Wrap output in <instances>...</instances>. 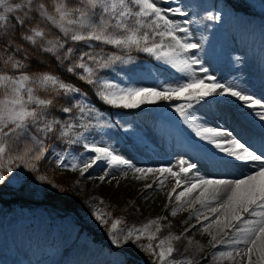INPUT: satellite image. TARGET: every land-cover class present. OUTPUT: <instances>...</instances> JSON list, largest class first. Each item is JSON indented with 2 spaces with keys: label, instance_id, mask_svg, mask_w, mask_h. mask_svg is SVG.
<instances>
[{
  "label": "snow or ice",
  "instance_id": "1",
  "mask_svg": "<svg viewBox=\"0 0 264 264\" xmlns=\"http://www.w3.org/2000/svg\"><path fill=\"white\" fill-rule=\"evenodd\" d=\"M97 9H99L98 13ZM33 12L36 14L35 17L31 15ZM169 14L187 16L180 6L162 8L159 6V0H80L77 6H69L67 0H52L51 10L46 3H34V0H19V2L0 0V54H3L0 55V63L5 68L17 70L16 74L0 72V169L5 167L2 161L8 155L11 145L24 138H30V143H25L19 154L8 156V162L11 165L13 160H18L20 161L18 167L22 165L31 172H36L38 162L45 158L49 148L45 146L40 136L32 134L30 126L35 128L36 133H41L45 137L54 133L60 121L49 120L48 110L55 105L57 97L71 98L79 95L81 99L76 100L73 107L78 110L82 119L87 114L96 120V124L92 125L91 119L86 123L60 124L59 136L68 137L73 133L75 138L68 140V143L83 142L86 151L80 156L53 152L57 166L70 168L72 171L78 170L81 177L88 174L87 179L100 181H106L111 170L123 172L125 168L136 174L135 179H144L149 174H157L154 182L160 186L170 175L175 178V187L168 193L170 200L176 189L183 186V190L175 195L176 201H181L182 198L198 191L199 195L193 202H199L202 208L217 203L216 207H211V212L215 214L211 223H206L202 232H208L212 236L208 242L211 247L228 245L232 250L217 251L213 259L235 260L236 257H240L241 261H245L246 258L245 264H264V98H256L248 94L247 90L239 85L219 82L216 76L210 75L209 70L202 66L197 56L186 55L191 50L201 48V44L191 42L189 29L181 26L180 22L170 19ZM96 15L99 16L98 20L93 19ZM36 18L39 20L34 24L33 20ZM207 18L219 20L220 16L208 12ZM12 21L15 23H11ZM40 22L54 26L67 39L64 41L59 37L48 39V32L40 26ZM183 23L188 24L191 21L185 20ZM67 40L96 41L128 52L135 49L149 54L158 61L170 64L184 74V79L176 83L161 84L158 87L128 86L102 79L97 75L98 70L111 68L117 62L130 63L133 57L116 53L105 56L101 49L99 53L82 52L77 62H72L74 49L66 47ZM25 42L28 46H35L41 54L51 55L59 66L63 67L64 62L68 61L64 71L77 75L79 80L93 86L94 94L109 107L138 109L143 105H151L159 101H177L170 106L183 124L194 133L195 137L214 149L205 158L210 167L220 163L255 165V167L250 174H243L242 178L235 180L205 177L198 172L188 179V174L197 167L195 164L180 160L176 166L178 171H174L173 166L137 167L129 159L118 154L110 144L95 140L88 142L85 132L89 131L90 127L113 125L108 124L103 114L94 106L86 103V95L73 83L46 71H24L27 67L25 61L30 64L32 59H36L37 64H40L39 58L32 56ZM89 47H91L90 43ZM61 50H64L62 55ZM194 65H200L199 69H195ZM197 72L203 75H198ZM41 90L49 95L41 96L38 94ZM225 98H232L237 102L238 110H249L243 113L244 115L259 118L262 130L259 153L251 143L236 135L234 130L198 122L200 117L193 111L197 105L212 106V101L219 103ZM73 107H63L61 111L72 113ZM220 118L225 117L221 115ZM77 127L83 131L75 132ZM100 164H103L107 170L99 177L91 176L90 169ZM6 170L8 173L14 171L11 166ZM123 174L126 176L127 172ZM36 179L42 182L48 181L45 175H39ZM5 181V174L0 171V183ZM152 187L153 184H145V189ZM59 190L64 191L63 188ZM176 214L177 209H172L171 215ZM196 214L199 215V210H196ZM92 215L102 225L110 223L107 231L111 243L118 247L127 244L130 240L138 243L142 237H146L147 243L144 248L155 257L154 264H195L189 256L178 259L173 257L172 254L176 249L172 245V240H180L181 236L170 233L160 239L158 244L152 243L161 228L157 226L155 232H150L148 229L150 225H158L159 217L149 220L140 228L128 227L126 234L121 237L117 235L125 231L120 227L124 223L121 218L109 222L107 217L111 214L95 206ZM203 219L208 221L209 218L205 216ZM213 225L218 229L217 235L223 233L219 239L217 235L209 232ZM225 229H230L231 232ZM188 231L190 229H185V232ZM191 244L189 240V245ZM241 244L244 245L243 248L239 247Z\"/></svg>",
  "mask_w": 264,
  "mask_h": 264
},
{
  "label": "rangeland",
  "instance_id": "2",
  "mask_svg": "<svg viewBox=\"0 0 264 264\" xmlns=\"http://www.w3.org/2000/svg\"><path fill=\"white\" fill-rule=\"evenodd\" d=\"M159 6L162 8L177 7L180 6L187 13V16L181 17L175 14H169V18L174 21L180 22L181 26L187 27L191 32L190 41L194 43L201 44V48L191 50L186 55H195L201 62L202 66L209 70L210 75L216 76L214 70L218 68L219 62L217 58L216 48L214 46V33L216 30L220 32L221 40H229L231 43H235V39L238 41H244L246 35L243 38H237L234 36L232 29L235 26V20L238 15L246 14L247 11L250 14H256L264 19V0H247L246 3L233 0H159ZM211 12L214 15H219V20H210L207 18V13ZM197 18L199 21L206 20L210 28L205 35H200L194 29L192 23L184 24L183 21H193L196 22ZM198 24V23H197ZM198 27V26H196ZM179 35H184L183 33H178ZM257 37H252L248 39L247 44H251L256 41ZM264 39V38H260ZM245 48V47H244ZM235 56H243V54L236 49ZM152 59L153 70L141 71L136 74L130 73L121 83L122 85L128 86H143V87H158L165 83H176L184 79V74L177 71L170 64L164 63L162 61L156 60L154 57L149 55ZM126 64V68H134L141 63L136 59H133L130 63ZM195 69H199L200 65H194ZM164 70H169L171 75L168 77L162 76ZM198 75H203L197 72ZM150 111V112H149ZM131 112V113H129ZM156 112L147 110L141 106L138 109H125L117 113V118L119 122H122L125 127L122 136L125 137L123 141H115L110 145L115 149V151L129 159L132 164L137 167H160L165 164L169 166L170 159L173 158L174 162L176 160H185V158L190 161L188 163L195 164L197 167L193 170L192 175L197 172L200 175L206 176V169L193 160L189 159L187 156L184 157L178 151L169 154L165 160L158 162L155 165L139 164L138 160L135 158V150L137 154L139 149L137 147L147 148L152 153H157L165 145V137L162 131V127L157 128L151 127L147 121L149 115ZM156 125H161L157 123ZM130 126V127H129ZM217 126V125H213ZM147 132L153 137L151 142L148 139L140 138L142 133ZM146 142L151 143L152 148L149 146H143L140 143ZM86 150L78 152L75 149H58L57 145L51 146L49 152L46 153L44 162L45 168L55 169L66 175L69 182L70 189L79 196L80 202L76 206V214L73 216L63 215L61 211L54 213L49 206H44V204H35L28 207L22 206L21 200L12 201L10 195L6 191H2L1 198L3 201L0 202V223L7 219V221L0 227V234H3L4 229L12 231L9 236H6L7 241L12 244H16L20 247L27 248L25 251H21L20 257L26 261L27 264H32L31 260L34 256H39L44 259L45 264H78L76 263V250L80 247L83 251L82 255L86 253H93L94 256L89 258V262L84 264H123L122 254L132 256V259L137 261L139 264H154L155 257L150 255L144 248V243L147 242L146 237H142L138 243H134L130 240L127 244L117 246L111 243L108 231L106 233V238L103 241H97L92 235L88 233V228H100L104 225L100 224L92 215L93 207H97L103 211L110 213L111 215L107 217L109 222L115 218H121L124 223L120 225L125 231L117 233V235L124 233L128 227L135 226L136 224L131 218V213L128 212L129 208L135 207L134 212L140 213V211L150 212L154 208L166 207L170 202H173V197L170 200L168 193L172 192L175 187V178L171 180L164 192L160 193L154 189H145V184H151V181H146V179H135L134 174L131 170L123 169V172H127L125 176L120 170H111L112 174L107 178L106 181H100L98 179H87V175L81 177L79 171H72L70 168H64L57 166L56 157L53 152L60 153H70L71 156H80L85 153ZM172 160V161H173ZM70 162V157H69ZM187 162V161H186ZM107 169L103 164H100L93 169H90V175L93 177H99ZM219 176L224 178H229L228 180L240 179V177H234L231 175L229 177V172L220 174ZM114 177V179H113ZM154 177V176H153ZM210 178H217L218 176L212 175L208 176ZM191 179V178H188ZM110 181V182H109ZM77 184L82 185L79 190L75 187ZM75 186V187H74ZM88 193H94L99 198L87 205L85 203V198ZM174 194V193H173ZM128 205L126 202H128ZM102 202V203H101ZM178 213L173 216L171 213L165 216V222L173 226V228H183L191 223L196 222V220H191L182 224L184 220H188L190 213L188 211H183V206H181ZM113 215L116 217L113 218ZM201 216V214H200ZM198 216V217H200ZM160 217H164V214H160ZM160 226V224H159ZM150 232H154L151 228L148 229ZM51 232L54 241L61 240V243L56 246L53 243H49L50 238L47 237V233ZM202 232V229H201ZM172 234V230H169V234ZM121 236V235H119ZM122 237V236H121ZM208 237V235H206ZM0 236V264H4L3 258L6 254L11 253L9 251H1L3 244ZM134 239V238H133ZM163 238L157 237L152 243L158 244L159 240ZM188 239H195L204 246V239L196 237L193 233H190L186 237ZM22 248V249H23ZM80 249V250H81ZM211 245L208 248H204L203 255L199 259L197 264H231V260L220 259L218 262L214 260H204L206 256L211 252ZM79 252V250H78ZM69 253L72 254V258L68 262L60 263L59 259L67 256ZM86 253V254H87ZM27 255H30L27 257ZM88 255V254H87ZM89 256V255H88ZM28 258H31L28 260ZM35 258V257H34Z\"/></svg>",
  "mask_w": 264,
  "mask_h": 264
},
{
  "label": "bare ground",
  "instance_id": "3",
  "mask_svg": "<svg viewBox=\"0 0 264 264\" xmlns=\"http://www.w3.org/2000/svg\"><path fill=\"white\" fill-rule=\"evenodd\" d=\"M235 23L236 24L232 29V32L237 38H243L244 35H246L243 42L238 41L237 39H235V43H231L229 40L222 41L220 32L216 30L214 33V46L216 48L218 58L217 60L219 62L218 68L214 70L216 73V77L221 83H232L239 85L241 88L246 89L248 94L253 95L256 98H264V39H260L264 38V19L257 16L256 14H250L247 11L246 14L238 15L236 17ZM252 37H257L258 39L248 45V39ZM252 45H254L256 49L254 51H248V49L252 47ZM236 49H238L243 54V56H235ZM167 72L171 74L169 70H167ZM176 102L177 101L175 100L159 101L155 104L143 105V108H146L147 110L152 109L153 111H156L155 113L151 112L153 115H150V113L149 115L147 114V116L149 117L147 123L153 128L161 126L165 137L164 141H167L165 142L162 150L157 153H152L149 150L150 148L147 149L140 146L137 147L139 149V153L137 154V151L135 150L134 155L139 164L155 165L158 162H162L163 160H165L169 154L178 151L183 154L184 157L187 156L189 159L198 163L199 166L202 165L207 172V175L205 177L216 175L218 176V179H226L219 175L229 172V175H234V177L242 178L243 174L251 173V170L255 167V165L244 166L234 163H220L215 167H210L205 158L211 152H213L214 149H212V147L206 142L201 141L198 137H195L194 133L189 128H187L186 125L183 124L178 114H176L174 109L170 106ZM193 111L197 116L200 117V120L198 122L205 123L209 126L220 125L222 127H227L234 130L236 135L251 143L253 148L259 153L262 132L260 128L259 118L244 115L243 113L249 110H238L237 102H235L232 98H225L219 103H217L216 101H212V106L206 104L197 105L193 109ZM221 115H223L225 118L221 119ZM157 123L161 125H156ZM140 138L148 139V142H151L153 140V137L150 136L147 132L142 133ZM140 144L145 147L149 146L152 148L151 143L141 142ZM170 160L171 161L169 162V165L173 166L174 171H178V168L176 166L179 160L177 161V163L176 160L174 162L173 158H171ZM185 160L187 162H190L186 158ZM159 165L158 167H160ZM163 166H165V164H163ZM111 175L112 174L110 173L109 177ZM156 175L157 174H149L145 179L148 182L152 180V189L162 193L165 191L174 177L168 175L163 185L160 186L154 182L156 180ZM193 176L194 175H192V173L188 174V178H192ZM228 179L229 178H227V180ZM81 188L85 187H82V185L80 184H77L75 187L76 190H79ZM182 190L183 186L179 189H176V192L173 194V202H170L166 207H157L150 212L140 211V213L137 214L134 212L135 207L133 206L129 208L128 212L131 213V218L133 219V221L138 224V228L146 224L149 220H154L159 217L160 219L158 221V225L149 226V228H151V230L155 232L156 227L160 224L159 227L161 228V231L159 233H156V237L164 238L169 235V230H172V235L181 236L180 240H172V245L176 249V251L172 254L173 257L178 259L182 256H189L193 259L195 264H197L199 259L203 255L204 248L209 247L210 244L208 242L212 239V236L209 235L208 232H201V229H203L206 223H211L215 215L211 212V207H216L217 203H212L209 207L202 208L199 202H193L195 201L196 196L199 195L198 191L193 193L191 196L182 198L181 201H176L175 195ZM98 198L99 197L94 193H88L85 198V203L89 205L95 202ZM185 200L188 202H184ZM126 203L128 205L129 201ZM181 206H183V211H188L190 213L188 220H184L182 224H185L186 222L194 219L196 220V222L191 223L186 227L175 229L172 225L165 222V216L169 215L174 208L177 209L178 213V211L182 208ZM196 210H199V215L196 214ZM162 213L164 214V217H160V214ZM205 216L209 218L208 221H204L203 218ZM6 221L7 219H4L0 223V227ZM193 225H195L196 227L192 228ZM185 229H190V231L185 232ZM225 231L231 232L230 229H225ZM11 232L12 231H9L8 229H4L3 234H0L2 238L1 241L3 243L1 244V251L5 252L11 250V253H8L4 256V264H27L19 254L21 251H25V249L27 250V248L20 247L7 241L8 238H6V236H9ZM209 232H211L213 235H217L218 229L215 225H213L212 228L209 229ZM190 233H193L194 235H196V237L203 238L204 246L201 244V242H198L195 239L186 240V237L189 236ZM119 235L123 236L124 233H121ZM206 235H208V237H206ZM222 235L223 233H219L217 235V239H219ZM47 237L50 238L49 243H53L56 246L61 243L60 239L57 242L54 241V239H51V232L47 233ZM189 240L192 242L191 246L189 245ZM239 247L243 248L244 245L241 244L239 245ZM197 248H199V250H197ZM80 249L81 248L79 247L76 250L77 253H75L76 263L84 264L89 262V258L93 257L94 254L91 252L89 254L87 253L88 251H86L89 256L86 253L82 255L83 251L82 249ZM230 250L232 249L228 245H218L216 248L212 247L211 252L208 256L205 257L204 260H214L215 262H218L221 258L213 259L214 253L217 251ZM29 256L30 255H27V257ZM71 256L72 254L69 253L67 256L59 259V262H68L72 258ZM34 257L31 260L32 264H45L44 261L46 259H44L43 256ZM30 259L31 258H28V260ZM253 259H255V257H253ZM245 261H241L240 257H236L235 260H231V264H245Z\"/></svg>",
  "mask_w": 264,
  "mask_h": 264
},
{
  "label": "trees",
  "instance_id": "4",
  "mask_svg": "<svg viewBox=\"0 0 264 264\" xmlns=\"http://www.w3.org/2000/svg\"><path fill=\"white\" fill-rule=\"evenodd\" d=\"M16 2H19V0H16ZM43 2L46 3L49 6V9L51 10L52 6V0H34V3ZM67 3L69 6H77L80 4V0H67ZM97 13L99 12V9L96 10ZM33 17H35V12L31 14ZM93 19L98 20L99 16L96 15L93 17ZM39 18H36L33 20V23H37ZM11 23H15L12 21ZM40 26L45 28V30L48 32V39H53L56 37H59L62 41L66 40L62 33L59 32L58 29H56L54 26H51L50 24H47L46 22H40ZM89 43L91 44V47H89ZM25 46L28 47L29 52L32 54L33 57H38L40 64H37L36 59H32L31 63L29 64L28 61H25L27 67L24 69V71L28 72H35V71H46L50 73H54L61 77L64 81L73 83L75 86L79 87L84 95L87 97L86 103H90L91 106H94L103 116L105 117L106 121L110 122L109 124L113 125L110 127V130L112 127L115 126V120L112 113L116 111V108L109 107L105 104H103L98 97L94 94V87L87 85L85 82L78 79L77 75L74 74H68L64 71V68L68 65V61L64 62V66H59L56 59H54L51 55L48 54H41L38 50H36L35 46H28L25 42ZM66 47H72L74 49L73 56L71 57L72 62H77L78 57L80 53L82 52H97L99 53L101 49L103 50V53L105 56L111 53H116L121 56H132L135 58L140 59L141 61L147 62V55L146 53L136 51L133 49L131 52H128L126 50H121L116 48L112 45H105L101 42L91 41V42H72L70 40H67ZM64 50H61V55L63 54ZM3 55V54H0ZM91 63V62H89ZM145 67V66H144ZM143 67V68H144ZM125 67L119 66L118 62L116 65H113L111 68L108 69H100L97 72V75L101 77L102 79H108L114 82L121 81L125 74H126ZM0 72H8L10 74H16L17 70H13L11 68H5L2 63H0ZM79 72V70H78ZM41 96H47L49 94L44 93L42 90L38 93ZM81 96L76 95L74 97H57L55 105L51 107L47 112V117L49 120L56 119L60 121V124H64L65 122L69 123H81V122H87L89 119H91L92 125L96 124V120L92 119L90 116L85 114L83 119L81 118L80 113L78 110L73 107L76 100H80ZM71 101V102H70ZM63 107H73L72 113H63L61 109ZM60 124L56 126V131L54 133L49 134L48 136H43L41 133H36L35 128L30 126V130L32 134L40 136L44 140L45 146L50 148L53 145H57L59 148H67L71 147L76 150H82L83 148V142L80 143H74L70 144L68 143V140L74 139L75 136L73 133H70L68 137H60L59 131H60ZM117 129V127H116ZM109 127H90L89 131L85 132V137L88 142L91 141H103L106 143L112 135H110ZM75 132L83 131V129L76 128L74 130ZM118 131V129L116 130ZM30 143V138H24L21 141L14 143L10 147V151L7 156L4 157L2 163L5 165L3 169H0V171H3L6 176V181L3 183H0V202L3 201V198H1L2 191H6L8 195H10V199L12 201L22 200L26 202H34V203H47L51 205L55 210L56 208H60L63 210H69V209H76V206L80 202V198L77 194H75L69 187L68 179L66 178V175L55 170V169H47L45 168V162L42 159L40 162H38V170L36 172H31L26 167H23L20 165V161L13 160L11 165H9L8 162V156H15L19 154L20 151H22L24 144ZM11 166L13 167L14 171L13 173L7 172V167ZM39 175H45L48 178V181H39L36 179ZM53 185H57V187H53ZM63 188L64 191H60L59 189ZM116 216L113 215V218ZM110 227V223L103 228L97 229L95 231H91V234H94V236L97 238V236H100L103 238L106 234L105 230ZM103 230V231H102ZM123 261L125 264H139L137 261L132 259V257H129L128 255H123Z\"/></svg>",
  "mask_w": 264,
  "mask_h": 264
}]
</instances>
